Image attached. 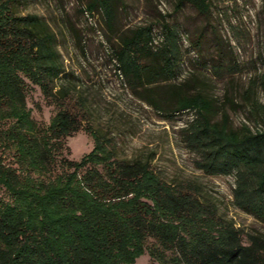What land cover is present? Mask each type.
Instances as JSON below:
<instances>
[{"label":"trees","instance_id":"16d2710c","mask_svg":"<svg viewBox=\"0 0 264 264\" xmlns=\"http://www.w3.org/2000/svg\"><path fill=\"white\" fill-rule=\"evenodd\" d=\"M22 1L0 0V264H135L146 253L158 264H264L263 234L245 242L188 188L165 182L147 160L119 158L112 137L83 125L91 110L82 96L79 110L70 105L57 35L38 14L22 13ZM185 2L209 7L178 5ZM98 7L113 32L112 1L93 0L87 10ZM119 38L114 56L134 94L166 116L192 111L182 132L196 167L234 175V205L264 223V130L233 128L202 89L170 82L181 54L173 28L165 26L161 46L151 26ZM29 85L57 105L45 127L28 105ZM257 88L264 93V72L244 94L264 123ZM82 129L94 146L69 159L66 139Z\"/></svg>","mask_w":264,"mask_h":264},{"label":"rangeland","instance_id":"374dc122","mask_svg":"<svg viewBox=\"0 0 264 264\" xmlns=\"http://www.w3.org/2000/svg\"><path fill=\"white\" fill-rule=\"evenodd\" d=\"M92 1L23 0L19 5L22 13L38 14L56 33L71 83L70 105L79 110L76 102L82 96L91 110L83 125L112 137L119 158L147 160L165 182L188 188L219 218L233 223L245 242L248 234L264 235V223L234 205V175H206L196 167L198 157L186 147L182 132L193 112L166 116L138 98L114 56L119 37L137 27L151 26L156 46H161L165 26L171 27L181 54L170 82L202 89L229 114L233 128L246 123L253 131L264 130L244 100L251 81L264 72V0H208L206 12L188 2L178 5L179 0H111L113 32L100 7L87 10ZM253 90L264 103V93ZM28 91L32 115L45 127L57 105L38 86L29 85ZM93 146L92 136L82 129L66 139L62 153L80 160ZM135 264L158 263L146 253Z\"/></svg>","mask_w":264,"mask_h":264}]
</instances>
